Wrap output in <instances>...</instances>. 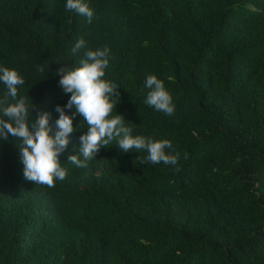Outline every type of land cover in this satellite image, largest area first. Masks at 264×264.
Listing matches in <instances>:
<instances>
[{
  "label": "trees",
  "instance_id": "1",
  "mask_svg": "<svg viewBox=\"0 0 264 264\" xmlns=\"http://www.w3.org/2000/svg\"><path fill=\"white\" fill-rule=\"evenodd\" d=\"M83 2L90 24L66 0H0V66L23 76L18 96L51 114L54 135L71 95L56 72L78 66L76 40L109 49L116 113L134 136L170 140L180 171L115 141L75 167L80 115L54 187L26 180L19 141L0 140V264H264V0ZM148 75L172 115L145 102Z\"/></svg>",
  "mask_w": 264,
  "mask_h": 264
},
{
  "label": "clouds",
  "instance_id": "2",
  "mask_svg": "<svg viewBox=\"0 0 264 264\" xmlns=\"http://www.w3.org/2000/svg\"><path fill=\"white\" fill-rule=\"evenodd\" d=\"M66 9L87 17L89 24L94 18L93 9L83 0H66ZM81 52L78 66H64L56 72L60 76L59 86L65 94L71 95L65 106L56 107L59 118L55 121L57 130L54 135L50 125L51 114L36 111L37 106L33 101L29 103L26 97L18 96V86L25 84L23 76L14 68L0 66V83L7 88L5 96L0 99V140L7 141L11 136L19 141L17 147L20 149L25 179L54 187L57 180L66 178L68 171L61 166L60 155L70 143V134L76 130L73 123L76 115L83 118L87 132L79 138V155H68L69 163L75 167L87 168L88 162L97 157L101 148L108 147L113 141L124 153L146 151L147 156L142 162L177 166L180 153L173 148L170 140L134 136L124 116L116 113L120 87L114 81L105 79L109 49L91 50L81 37L76 40L72 53L76 55ZM39 71L43 72L44 68L40 67ZM144 88L148 90L145 102L149 106L167 115L174 113L173 97L162 80L156 75H148ZM71 109L75 111L69 115L67 110ZM81 155L83 159H80ZM184 158L187 159L186 153ZM176 171H180L178 166Z\"/></svg>",
  "mask_w": 264,
  "mask_h": 264
}]
</instances>
